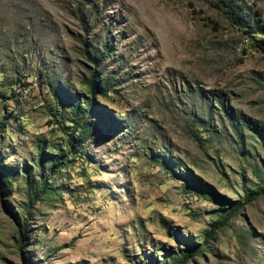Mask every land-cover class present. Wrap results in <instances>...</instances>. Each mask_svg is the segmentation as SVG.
Returning a JSON list of instances; mask_svg holds the SVG:
<instances>
[{
  "label": "rangeland",
  "instance_id": "obj_1",
  "mask_svg": "<svg viewBox=\"0 0 264 264\" xmlns=\"http://www.w3.org/2000/svg\"><path fill=\"white\" fill-rule=\"evenodd\" d=\"M259 44L264 0H0V264H264Z\"/></svg>",
  "mask_w": 264,
  "mask_h": 264
},
{
  "label": "trees",
  "instance_id": "obj_2",
  "mask_svg": "<svg viewBox=\"0 0 264 264\" xmlns=\"http://www.w3.org/2000/svg\"><path fill=\"white\" fill-rule=\"evenodd\" d=\"M215 6H218V5H216L215 4ZM224 12L226 13V14H228V15H231V11H229L228 9H224ZM257 47L259 48V50L264 54V45H261V44H259V45H257ZM92 87H93V85H92ZM105 92L106 91H104V93L101 95V96H104L105 95ZM94 93V92H93ZM77 124H78V126H80V129H81V131H80V136H81V141L80 142H83L84 140H86V138H87V135L90 133V132H94L95 130H92V129H89L87 126H82V128H81V124H80V120H78L77 121ZM40 162H41V158H40ZM1 168V167H0ZM5 168V167H4ZM9 169V168H8ZM0 183H1V181H0ZM261 193H259V192H257V193H254V194H252V195H250L249 197H248V201H251V200H255L259 195H260ZM239 207H234V208H231L230 210H229V213H228V215L227 216H229V215H231V214H233L234 212H236L237 211V209H238Z\"/></svg>",
  "mask_w": 264,
  "mask_h": 264
}]
</instances>
